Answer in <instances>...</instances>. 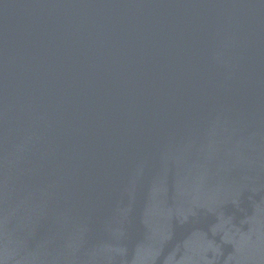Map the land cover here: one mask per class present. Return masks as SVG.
<instances>
[{"label":"water","instance_id":"water-1","mask_svg":"<svg viewBox=\"0 0 264 264\" xmlns=\"http://www.w3.org/2000/svg\"><path fill=\"white\" fill-rule=\"evenodd\" d=\"M0 264H264V0H0Z\"/></svg>","mask_w":264,"mask_h":264}]
</instances>
